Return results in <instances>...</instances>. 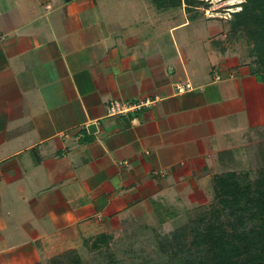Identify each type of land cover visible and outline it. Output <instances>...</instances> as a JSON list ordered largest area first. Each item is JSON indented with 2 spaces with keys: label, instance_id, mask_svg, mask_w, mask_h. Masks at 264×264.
<instances>
[{
  "label": "crops",
  "instance_id": "obj_1",
  "mask_svg": "<svg viewBox=\"0 0 264 264\" xmlns=\"http://www.w3.org/2000/svg\"><path fill=\"white\" fill-rule=\"evenodd\" d=\"M179 10L0 0V264H45L209 203L264 129L249 62ZM111 101L152 102L110 115Z\"/></svg>",
  "mask_w": 264,
  "mask_h": 264
},
{
  "label": "rangeland",
  "instance_id": "obj_2",
  "mask_svg": "<svg viewBox=\"0 0 264 264\" xmlns=\"http://www.w3.org/2000/svg\"><path fill=\"white\" fill-rule=\"evenodd\" d=\"M200 1L202 4L187 13V17L197 24L211 26L215 43L239 53L256 71L259 65L253 44L244 32L231 29L233 13L242 9L240 5L244 0L219 9H214L219 0ZM179 11L186 10L183 7ZM238 145L232 151L228 160L230 165L224 169L223 175L235 172L244 185L254 184L264 168V129L248 135L246 141ZM169 211L161 218L164 223L149 224L146 220L129 223L110 234L107 242L100 239L87 241L81 251H69L45 264H211L210 256L194 241L210 223L217 221L231 232L236 218L230 210L222 209L215 193L213 200L203 206L184 208L175 213ZM168 219L172 221L165 225ZM253 226V222L246 224L247 229ZM242 230L238 227L237 232Z\"/></svg>",
  "mask_w": 264,
  "mask_h": 264
},
{
  "label": "trees",
  "instance_id": "obj_3",
  "mask_svg": "<svg viewBox=\"0 0 264 264\" xmlns=\"http://www.w3.org/2000/svg\"><path fill=\"white\" fill-rule=\"evenodd\" d=\"M160 10L182 8L187 13L202 4L200 0H153ZM240 11L233 13L231 29L246 34L259 68L253 71L264 83V0H245ZM216 199L224 210L236 218L228 232L222 223H210L194 241L210 256L211 264H264V168L254 184H243L235 172L217 176ZM253 222L251 229L246 228ZM242 227L241 232H237ZM102 242H107L104 236Z\"/></svg>",
  "mask_w": 264,
  "mask_h": 264
},
{
  "label": "built area",
  "instance_id": "obj_4",
  "mask_svg": "<svg viewBox=\"0 0 264 264\" xmlns=\"http://www.w3.org/2000/svg\"><path fill=\"white\" fill-rule=\"evenodd\" d=\"M245 1V0H244ZM192 87L190 84L186 85V87L179 85L178 89L179 92H183L186 90H190ZM152 101H147L146 103H141V104H135V105H125L119 101H111V103L109 104V114L110 115H119V114H124L136 109H139L149 103H151Z\"/></svg>",
  "mask_w": 264,
  "mask_h": 264
},
{
  "label": "bare ground",
  "instance_id": "obj_5",
  "mask_svg": "<svg viewBox=\"0 0 264 264\" xmlns=\"http://www.w3.org/2000/svg\"><path fill=\"white\" fill-rule=\"evenodd\" d=\"M240 0H226V2L224 0H219L217 1L216 6L214 7V9H219L221 7H225V6H231V5H235L239 2Z\"/></svg>",
  "mask_w": 264,
  "mask_h": 264
}]
</instances>
